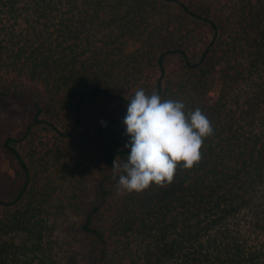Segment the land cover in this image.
<instances>
[{"label": "trees", "instance_id": "trees-1", "mask_svg": "<svg viewBox=\"0 0 264 264\" xmlns=\"http://www.w3.org/2000/svg\"><path fill=\"white\" fill-rule=\"evenodd\" d=\"M171 8L208 28L205 37L188 25L189 35L175 34L172 24L184 22ZM208 9L186 0H0V84L36 81L47 102L2 87L0 99L36 108L35 122L56 133L47 153L58 162L77 161L80 143L92 163L126 162V98L146 69L156 71L153 92L200 108L214 130L201 160L179 166L166 187L120 195L121 173L98 178L74 215L79 250L56 186L41 181L50 174L7 138L15 176L10 198H0V264H264V0Z\"/></svg>", "mask_w": 264, "mask_h": 264}, {"label": "rangeland", "instance_id": "rangeland-1", "mask_svg": "<svg viewBox=\"0 0 264 264\" xmlns=\"http://www.w3.org/2000/svg\"><path fill=\"white\" fill-rule=\"evenodd\" d=\"M190 5L194 7H204V12H209L208 7H213L215 9V0H186ZM217 2V0H216ZM164 11L169 12V7L160 4ZM173 14L177 15L175 21H182V25L177 30L172 29L175 34L179 35H189V31L186 30V25L188 28L194 31L195 34L198 33L199 36L205 37L208 33V28L202 27L199 23L191 20H186L181 16H178L180 12L174 8L170 9ZM170 13V16L173 15ZM208 14V13H207ZM174 23V22H173ZM176 23V22H175ZM176 25H178L176 23ZM174 24V27H176ZM194 44V40L190 42ZM195 50V47H194ZM156 71L154 69H146L141 79L138 80V85L128 92L127 96L130 99L137 89L142 88L147 94L153 93L154 83L156 79ZM0 87H2L9 96L19 95L22 97H27L29 100L37 101L44 106L47 102L45 92L40 83L36 81H31L27 79H19L11 77L10 79H3ZM37 115V110L34 107L23 104L19 101L7 102L0 99V198L8 200L11 195V183L15 176V171L13 168L11 155L7 148L5 147V141L9 137L19 138L20 148L26 159H30L32 163L34 162L36 167L43 170L45 175L50 174V179L43 177L42 182L51 180L56 186V193L59 196L60 202L63 201V215L65 216V225L72 235H76L74 249L79 250L83 248L84 240L83 236L79 233L74 223V215L80 209L81 204L88 200L89 190L91 186H94L97 179L112 171L113 173H118L113 171L112 166L101 165L100 163H92L91 156L85 151L84 144H81L82 151H79L77 155L79 159L75 160H60L54 158L53 153H47L48 149L55 148L58 145L56 139V133L49 128L45 122H35V117ZM50 116L46 113L40 115V118L48 119ZM58 126L61 129H66L70 125L69 117L59 118ZM86 152V154H84ZM82 155V156H81ZM81 156V158H80ZM48 162V163H47ZM48 164L51 165H43ZM77 219V218H76ZM78 221V220H77ZM84 239V238H83ZM72 248V249H73ZM93 251V247H89ZM80 258H76L74 263ZM80 264H85L83 261H79Z\"/></svg>", "mask_w": 264, "mask_h": 264}, {"label": "clouds", "instance_id": "clouds-1", "mask_svg": "<svg viewBox=\"0 0 264 264\" xmlns=\"http://www.w3.org/2000/svg\"><path fill=\"white\" fill-rule=\"evenodd\" d=\"M126 100L123 124L129 140L124 147L130 152L126 162L115 160L112 167L121 173L120 195L141 193L153 184L166 187L179 166L191 169L201 160L204 141L214 130L200 108L186 111L184 102L162 99L156 92L149 95L142 88Z\"/></svg>", "mask_w": 264, "mask_h": 264}]
</instances>
